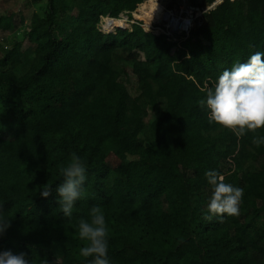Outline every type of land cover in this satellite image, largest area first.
Segmentation results:
<instances>
[{
    "label": "trees",
    "instance_id": "16d2710c",
    "mask_svg": "<svg viewBox=\"0 0 264 264\" xmlns=\"http://www.w3.org/2000/svg\"><path fill=\"white\" fill-rule=\"evenodd\" d=\"M22 1L26 16L0 13V62L16 49L0 69V205L11 219L0 250L90 264L78 224L98 206L109 264H264V145L210 124L199 105L222 71L264 52V0H226L176 42L139 22L101 32V18L131 20L146 0ZM73 153L86 180L65 217L55 189ZM110 154L130 173L115 175ZM210 170L243 188L238 216L205 219Z\"/></svg>",
    "mask_w": 264,
    "mask_h": 264
},
{
    "label": "clouds",
    "instance_id": "9594fccd",
    "mask_svg": "<svg viewBox=\"0 0 264 264\" xmlns=\"http://www.w3.org/2000/svg\"><path fill=\"white\" fill-rule=\"evenodd\" d=\"M208 109L210 124L232 132L237 138L252 133V143L264 145V135L257 130L264 129V52L256 51L246 62L234 63L216 78L208 87L205 98L199 101ZM63 182L56 189V202L65 217L72 215L75 201L81 195V187L86 180V168L75 153L66 167L60 169ZM211 186V196L207 204L205 219L213 217L238 216L244 190L225 182V177L214 170L205 173ZM52 186H40V196L47 198ZM0 205V236L11 226V219L3 215ZM79 238L87 243L80 248V255L90 259V264H109L108 228L100 207L90 210V219H81L78 224ZM0 264H32L25 253L0 250ZM40 264H48L42 259Z\"/></svg>",
    "mask_w": 264,
    "mask_h": 264
},
{
    "label": "built area",
    "instance_id": "2783aa9c",
    "mask_svg": "<svg viewBox=\"0 0 264 264\" xmlns=\"http://www.w3.org/2000/svg\"><path fill=\"white\" fill-rule=\"evenodd\" d=\"M146 1L148 2L150 0ZM146 1L136 6L131 20L125 15H120L118 18H101V32L111 34L116 30L127 31L130 29L131 24H137L139 22L141 23V28L146 32L149 31L154 35L165 36L169 41L176 42L177 37L180 35H187L194 24L202 19L204 14L210 12L226 0H214L206 7L189 5L186 0H173L171 8H166L162 5L159 6L157 4L158 0H153L158 6L157 10L154 9L153 11H149V9L146 8ZM147 13L150 15L148 25H146L145 21L141 19V16H144Z\"/></svg>",
    "mask_w": 264,
    "mask_h": 264
},
{
    "label": "rangeland",
    "instance_id": "374dc122",
    "mask_svg": "<svg viewBox=\"0 0 264 264\" xmlns=\"http://www.w3.org/2000/svg\"><path fill=\"white\" fill-rule=\"evenodd\" d=\"M166 2H167V0H161V1L158 0L157 1V4L159 6H161L163 3L167 4ZM150 3H154L152 5V7H151L152 8V11L154 9L157 10V7L158 6L155 5V2L152 1ZM150 3H149V1L147 2L146 8L148 7V5ZM163 6H164V4H163ZM17 10H19L20 13L22 12L25 16L27 14H29V12L31 11V10H28V8H26V6H24V1H22V0H0V13L1 14L2 13H4V14H6V13L7 14H10V13H13V12L15 13V12H17ZM28 17H29V15H28ZM143 20L145 21V23L147 25L149 23V21H150V16H147V17L143 18ZM12 32H13V30H9L8 34H10ZM6 36H7L6 33L0 31V42ZM0 48L2 49L1 46H0ZM15 54H16V49L11 50L10 53L6 56V58L3 61L0 62V69L4 70L5 68H7L10 60L12 59V57ZM127 87H128V90L130 91L131 96H135V80H134L133 77H130L129 84H128ZM136 112L139 113V111H137V110H136ZM143 115H144V113H139L138 116H139L140 119H142L143 118ZM107 161H108V163H109L110 167L112 168L113 173L115 175L122 177L123 175H127V174L130 173L131 168L127 169V167L123 166V164L115 156H113L112 154H110L108 156Z\"/></svg>",
    "mask_w": 264,
    "mask_h": 264
},
{
    "label": "crops",
    "instance_id": "0c3cea01",
    "mask_svg": "<svg viewBox=\"0 0 264 264\" xmlns=\"http://www.w3.org/2000/svg\"><path fill=\"white\" fill-rule=\"evenodd\" d=\"M161 1V0H160ZM169 1H171V2H173V0H169ZM177 1V0H176ZM187 2H188V4L189 5H197L198 3H200L201 2V0H186ZM193 1L195 2L194 4H193ZM164 4V6L166 7V4L165 3H163ZM163 4H162V6H163ZM156 5V4H155ZM167 8V7H166Z\"/></svg>",
    "mask_w": 264,
    "mask_h": 264
},
{
    "label": "bare ground",
    "instance_id": "6f19581e",
    "mask_svg": "<svg viewBox=\"0 0 264 264\" xmlns=\"http://www.w3.org/2000/svg\"><path fill=\"white\" fill-rule=\"evenodd\" d=\"M151 1H153V0H151ZM149 2H150V1H149ZM149 5H150V4H149ZM149 5H148V6H149ZM149 11H151V10L149 9ZM147 25H148V24H147ZM147 27H148V26H147Z\"/></svg>",
    "mask_w": 264,
    "mask_h": 264
}]
</instances>
